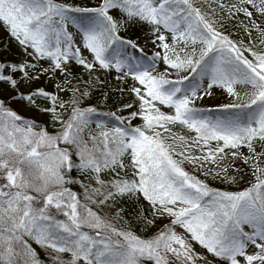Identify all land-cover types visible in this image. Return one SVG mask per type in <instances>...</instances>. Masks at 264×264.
Returning a JSON list of instances; mask_svg holds the SVG:
<instances>
[{
  "label": "snow or ice",
  "instance_id": "1",
  "mask_svg": "<svg viewBox=\"0 0 264 264\" xmlns=\"http://www.w3.org/2000/svg\"><path fill=\"white\" fill-rule=\"evenodd\" d=\"M0 26V264H264V0H0Z\"/></svg>",
  "mask_w": 264,
  "mask_h": 264
},
{
  "label": "rangeland",
  "instance_id": "2",
  "mask_svg": "<svg viewBox=\"0 0 264 264\" xmlns=\"http://www.w3.org/2000/svg\"><path fill=\"white\" fill-rule=\"evenodd\" d=\"M69 2H71V0H69ZM124 35H126V38L135 39L137 43L141 45H144L145 42L148 40V36L145 34L143 30L139 28L130 29L129 32ZM150 50H151V44L148 45V48L146 49V51H149V54H150ZM3 59L19 60V59H23V54L19 46L15 42V40L10 37L9 33L5 30L3 26H0V60H3ZM72 71L74 74L81 75L83 76L84 79H87V74L84 72L82 68L73 66ZM97 75L100 76L101 82L98 85H96V87L99 88L101 86V83H104V87L109 92V95L107 94L108 98L106 100V103L109 102L108 111H115L117 107L122 106V103L129 98L127 92H124L122 94L120 91V88L124 87V85H122L119 81L115 79V74L106 76L104 73L101 72V73H98ZM58 78L59 77H57V79ZM55 82L56 80L48 79L47 77L42 76L39 81L32 82L31 84L24 83L22 85V90L25 93H27L29 90H33L37 87H44L46 90L55 91ZM5 90L10 91L9 86L6 84L0 83V93H2ZM0 98H3V96H0ZM111 100H113L114 103ZM225 100H226V97L220 94L219 90H217V96L215 99L206 98L205 101L201 102L200 106L213 107L219 102L225 101ZM89 101L90 99L86 103L89 104L90 103ZM37 104L40 107H44L47 104V101L38 99ZM11 107H13L18 112H21L22 114H25L26 116L30 118L37 119L41 123L48 122L50 126V118L46 116L44 113L39 112L37 108L29 107L26 102H19V101L14 102L11 105ZM104 111H107V110H104ZM124 114L127 115V112H125ZM50 130H51V127H50ZM245 171L247 170L245 169ZM246 186H247V178L244 181H241L239 185H229L228 190H242L243 187H246ZM160 226L162 225H158V227Z\"/></svg>",
  "mask_w": 264,
  "mask_h": 264
},
{
  "label": "trees",
  "instance_id": "3",
  "mask_svg": "<svg viewBox=\"0 0 264 264\" xmlns=\"http://www.w3.org/2000/svg\"><path fill=\"white\" fill-rule=\"evenodd\" d=\"M227 30L230 31V32H237V29L233 26L232 22H229L227 24ZM107 92H108V90L104 87V83H101V86L99 88L95 87V90L93 91V95L90 97V101H89L90 103L89 104L97 105L101 110H103V111L107 110L108 111L109 110V108H108L109 102L106 103V100L104 98V94H108L109 95V92L108 93ZM111 101L114 103L113 100H111ZM73 176L78 178V179H82L83 178V177H79L77 175V173H75V172H73ZM209 182L214 187H220L222 189H227L228 190V186H229L228 184H221L220 181H211V180H209ZM72 187H73L74 191H79L80 190L78 185H73ZM126 207H128V206H126ZM132 211L133 212L135 211L134 206L132 207ZM149 231H155V229H150ZM37 251L42 252V250L39 249V248H37Z\"/></svg>",
  "mask_w": 264,
  "mask_h": 264
}]
</instances>
